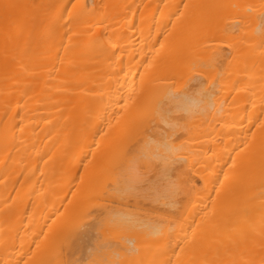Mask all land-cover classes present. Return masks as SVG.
Wrapping results in <instances>:
<instances>
[{"label": "bare ground", "instance_id": "6f19581e", "mask_svg": "<svg viewBox=\"0 0 264 264\" xmlns=\"http://www.w3.org/2000/svg\"><path fill=\"white\" fill-rule=\"evenodd\" d=\"M0 264H264V0H0Z\"/></svg>", "mask_w": 264, "mask_h": 264}]
</instances>
